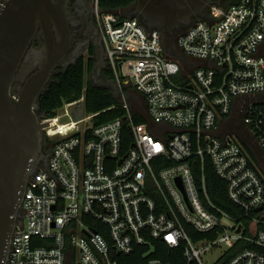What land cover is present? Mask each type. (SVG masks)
<instances>
[{
  "label": "built area",
  "instance_id": "obj_1",
  "mask_svg": "<svg viewBox=\"0 0 264 264\" xmlns=\"http://www.w3.org/2000/svg\"><path fill=\"white\" fill-rule=\"evenodd\" d=\"M93 1L121 99L78 116L84 92L41 115L51 152L28 178L6 264H175L155 252L264 264V0H212L170 47ZM207 163L236 211L210 198Z\"/></svg>",
  "mask_w": 264,
  "mask_h": 264
},
{
  "label": "water",
  "instance_id": "obj_2",
  "mask_svg": "<svg viewBox=\"0 0 264 264\" xmlns=\"http://www.w3.org/2000/svg\"><path fill=\"white\" fill-rule=\"evenodd\" d=\"M210 2L135 0L137 10L133 11L146 16L147 20L139 19L147 27L159 28L170 47L174 45L172 24L202 14ZM63 6L54 0H5L0 8V264L7 263L11 236L21 221L28 178L42 159L46 139L43 128L47 123L41 121L39 99L49 86L58 59L49 47L45 65L28 74V52L40 27L48 40L52 38V25L60 24L59 10L63 13ZM100 77L99 83H103L95 84L108 83L115 98L121 99L115 82ZM19 80L21 86L17 84Z\"/></svg>",
  "mask_w": 264,
  "mask_h": 264
},
{
  "label": "flooded vegetation",
  "instance_id": "obj_3",
  "mask_svg": "<svg viewBox=\"0 0 264 264\" xmlns=\"http://www.w3.org/2000/svg\"><path fill=\"white\" fill-rule=\"evenodd\" d=\"M54 1L59 6L64 5V12L62 13V9L61 11L59 10V15L61 18L59 19V21L61 20L60 24L52 25V38L49 36V40L46 38L42 28L40 27V30L38 31V34L32 42L28 52V60L26 63L28 74L41 69L45 65L48 57V48L51 47L50 50L53 52V55H58V59L52 68L49 85L55 81L57 76L61 72L65 71L70 64L76 62L80 58H85L88 60L91 57L94 58V66L89 74V79L99 82L101 79L100 75L103 76L102 69L105 67L106 58L102 38V28L97 16L94 1ZM62 1H64L63 4ZM131 8L137 10L134 4H132ZM137 13L141 19L147 20L143 13L140 11H137ZM207 15L208 7L206 6L202 14H196L189 20L187 19L173 23L170 27V35L173 42L176 43L179 33L187 29L198 19L207 17ZM156 23L158 22L156 21ZM17 84L21 86L22 81L19 80ZM50 152L51 144L45 139L41 152L42 159L39 162L43 166H47Z\"/></svg>",
  "mask_w": 264,
  "mask_h": 264
},
{
  "label": "trees",
  "instance_id": "obj_4",
  "mask_svg": "<svg viewBox=\"0 0 264 264\" xmlns=\"http://www.w3.org/2000/svg\"><path fill=\"white\" fill-rule=\"evenodd\" d=\"M135 0H100L99 7L105 12L120 14V10L132 6ZM121 16H124L120 14ZM136 17V16H135ZM138 18V17H137ZM93 53V52H91ZM94 66V58L88 60L80 58L76 62L70 64L67 69L61 72L55 81H53L39 99V113L44 116H53L57 113L59 107L65 102L77 100L82 97L85 92L84 101L77 105L75 114L82 115L83 113H94L103 110L118 100L113 95L110 88L99 86L91 82L89 74ZM102 75L105 78H114L113 72L103 67ZM121 114V109L113 108L102 112L95 118L96 123L112 119ZM205 177L210 198L214 203L229 211H236L235 205L229 199L226 192V183L215 172L211 164H206ZM158 249L165 250L167 246L162 242H156ZM244 243H239L234 248L228 251L223 258V262L227 261L231 256L235 255ZM154 256H158L164 261H172L175 264H180L174 260L172 252H155Z\"/></svg>",
  "mask_w": 264,
  "mask_h": 264
},
{
  "label": "rangeland",
  "instance_id": "obj_5",
  "mask_svg": "<svg viewBox=\"0 0 264 264\" xmlns=\"http://www.w3.org/2000/svg\"><path fill=\"white\" fill-rule=\"evenodd\" d=\"M131 7H129V8H126V9H123V10H120L119 12H120V14H122V15H130V16H136V17H138V18H140L139 17V15L135 12V11H133V8H131ZM107 79V78H106ZM108 80H110V79H108ZM91 82L92 83H96V84H100L98 81L96 82V80H91ZM103 83V82H102ZM102 85V84H101ZM103 86L104 87H107V88H110V90L111 91H113L112 90V88H111V85H109L108 83H104L103 84ZM264 173V172H263ZM220 254V252H218V250L216 251V252H214V256L213 257H211L210 255H208V254H205V255H203V258H204V260H212L213 258H215V257H217L218 255Z\"/></svg>",
  "mask_w": 264,
  "mask_h": 264
}]
</instances>
